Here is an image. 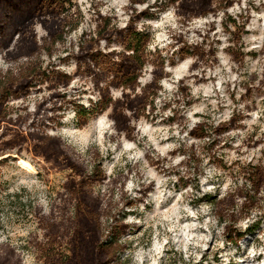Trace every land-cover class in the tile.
<instances>
[{
  "label": "clouds",
  "instance_id": "clouds-1",
  "mask_svg": "<svg viewBox=\"0 0 264 264\" xmlns=\"http://www.w3.org/2000/svg\"><path fill=\"white\" fill-rule=\"evenodd\" d=\"M76 2L84 15L73 34L75 37L85 31L91 34L98 30L95 22L97 11L105 17L114 18L113 26L125 33L134 14L133 9L136 13L145 10L158 12L159 21L139 20L135 28L153 33L154 38L147 45L148 51L154 59L162 58L165 62L162 66L146 62L138 69L136 94L142 95L143 89L152 84L163 86L164 91L155 98L160 119L153 121L141 116L138 121L132 120L135 128L132 139L126 138V133L118 132L117 121L111 118L110 112L94 113V109L105 95L114 102L124 101L128 90L113 85L114 73L105 76L95 62L78 59L81 55L78 48L65 45L69 51L61 50L59 55L68 59L69 66L58 64L57 70L73 78L68 87L56 89L68 97L60 105V110L48 112L49 104L41 118L35 117L37 102L50 95L47 91L42 96L33 95L27 101L13 104L17 108H27V112L20 115L31 114L37 119L36 126L28 131L43 137L45 142H57L74 163L86 170L99 163L107 177L105 189L115 181L111 206L104 207L109 213L116 211L124 214L120 224L126 227V234L121 237V243L132 242V247L125 251L123 257L130 264H171L172 261L175 264H264V223L255 234L248 231L252 224L264 217V208L257 205L249 211H242L244 200L238 195V190L244 187L246 181L238 174V168L233 167L237 160L255 162L253 157H260L264 144L250 151L245 149L246 154L242 157L235 151L227 153L224 158V164L228 165L226 170L203 149L214 136L204 139L190 136L201 125L219 128L229 123L237 113L252 119L239 121L247 125V131L225 134L236 137L234 148L241 147L242 139L253 130V125H259L261 133H264V123H261L264 95H259L256 110L251 112L246 110L250 102L242 100L246 92L244 85L251 83L253 76L256 77V87H260V80H264V0H235L233 6L226 10L248 33L241 36L238 44L232 42L231 34L225 33L222 27L225 11L215 16L209 13L207 17L194 18L185 27L181 23L184 17L178 14L176 7H169L163 12L150 8L157 4V0H146L144 3H134L133 0ZM93 5L96 7L93 8ZM212 7H216L215 3ZM213 22L215 32L211 35L213 40L220 41L215 45L212 57L215 62L193 70L198 58L176 55L180 48L176 38L182 34L188 37L193 29L207 33ZM229 28L235 31L232 25ZM35 32L38 45L42 43V38L50 39L49 31L40 24L35 26ZM117 39L113 36V40ZM200 40L193 34L189 43ZM16 41H19V35ZM238 46L243 54L240 60L227 51ZM99 49L108 53L135 55L134 51H126L122 44H109L107 40H100ZM158 50L161 55H158ZM18 53L16 42L12 48L0 51V76L11 74L18 77L37 62L48 60L46 55L38 53ZM253 53L255 56L251 55ZM52 60L58 61L57 55H53ZM114 62L119 64L123 61L117 57ZM82 64L86 73L83 77L78 75ZM157 72L162 73V77H157ZM182 87L187 88V97L180 92ZM261 91L264 92V88ZM186 100L191 103H186ZM167 103H171V108L162 111ZM81 109L87 114L82 115ZM122 111L124 115L132 116L126 107ZM171 116H178L177 123L161 124L163 118ZM12 118L16 119L17 114L14 113ZM102 120L105 122L103 128L100 127ZM193 145H196L195 155L199 160L194 166L191 163ZM13 168L12 175L16 179L11 191L26 190L25 202L31 200L41 218L52 219L59 201L38 178L39 168L23 160H18ZM182 179L189 183L185 185ZM261 195L264 196V189ZM205 196L218 197V203L213 206L203 201ZM233 200L235 207L231 204ZM106 226L107 220L102 218V227ZM136 229L142 231L131 235ZM7 241L8 236L0 232V245Z\"/></svg>",
  "mask_w": 264,
  "mask_h": 264
},
{
  "label": "rangeland",
  "instance_id": "rangeland-1",
  "mask_svg": "<svg viewBox=\"0 0 264 264\" xmlns=\"http://www.w3.org/2000/svg\"><path fill=\"white\" fill-rule=\"evenodd\" d=\"M157 0L156 5L151 7L157 8L159 12L167 10L169 7H176L178 14L184 17L181 23L185 27L194 18L207 17L209 13L214 16L225 11V19L221 21L225 33H230L232 42L240 41L242 35L248 33L244 30L243 25L238 24L236 19L227 14V9L232 7L235 0ZM134 3H144L146 0H133ZM215 3L216 7H212ZM40 7V2L35 3L27 1L23 4L21 10L10 12L5 33L8 34L9 29L13 31L10 34L7 49L14 46V42L19 46V54L32 55L38 53L46 55L47 61H39L29 67L27 71L21 72L18 77L0 76V232H4L8 236V241L4 245H0V264H62L67 260L71 264H130V261L124 259L126 250L132 247V242L121 243V237L126 234V227L120 224L123 213L113 211L109 213L104 207L111 206V196L115 191V181L112 185L105 189V180L107 177L101 170L99 163L95 164L91 170L73 162V159L65 154L55 141L45 142L44 138L28 131L34 128L37 119L31 114L20 115L26 113V107H14V102L27 101L29 97L42 96L47 91L49 96L43 97L37 102L36 118H41L47 107L48 112L60 110L68 97L60 93L59 96H51L53 92H58L59 87H68L70 77L63 71H58L59 65L69 66L68 59L60 56L61 50L68 52L70 47L78 48L80 53H84L83 61L91 60L95 62L97 67L102 68L104 75L109 73L115 74L113 85L123 87L128 91L124 94V101H113L109 96L105 95L104 100L96 105L95 112L107 111L111 113V118L117 121V131L126 133V138L132 139V133L135 128L131 121H138L141 116L148 120L160 119L155 107V98H158L160 92L164 91L163 86L152 84L143 89V94H136L137 77L140 74L138 69L143 67L146 62H151L162 66L164 60L154 59L153 55L148 51L147 45L153 40V33L150 30L137 31L135 24L139 20L159 21L158 12L146 10V12L136 13L133 9L130 25L125 32L113 26L112 17H105L96 12L95 22L97 23V31L88 33L85 31L81 36L75 37L73 34L83 20V11L80 9L76 0H71L70 4H64L60 10L58 4L52 0H44ZM54 5V6H53ZM52 7V8H51ZM96 5H93L95 8ZM67 9V10H65ZM73 9L76 11L73 12ZM10 8H7L9 11ZM43 11V12H42ZM35 14V16H34ZM38 18L31 26L26 24L28 17ZM48 19H46V18ZM55 19V21H53ZM243 19V17H242ZM21 21V23H19ZM6 22V21H4ZM40 24L49 31V38H42V43L37 44L35 26ZM232 25V28H229ZM2 26V25H1ZM18 26V29H16ZM139 32L142 36H146L145 41L141 44L143 49V57L140 63L127 59L124 52L108 53L99 49L100 40H107L109 44L120 43L124 46L128 44V34L131 32ZM215 32V23L213 22L207 33H201L198 29L189 32L188 37L183 34L176 38L180 48L176 55L183 57H197V64L193 65L196 70L201 65L207 66L214 63L212 57L215 55V45L219 44V40H213L211 35ZM201 38L200 42L189 43L192 35ZM19 35V41L16 37ZM113 36L118 37L113 40ZM229 51L236 60H240L242 52L239 46L230 48ZM11 55V53H8ZM53 55H57L58 61H53ZM158 55H161L158 50ZM255 56V54H251ZM119 58L122 63H115L114 58ZM131 57V56H130ZM64 59V60H63ZM174 63V62H173ZM91 72V68H89ZM78 75L83 77L84 65H80ZM157 77H162V73L157 72ZM135 77V79H133ZM100 77H97L99 79ZM134 81V82H132ZM198 82H203L198 80ZM256 77H252L251 83L245 84V95L242 100L249 101L246 110L251 112L256 110L259 95H264L261 91L264 88V80H260V87L255 86ZM180 92L187 97L188 90L185 87ZM133 97H135L133 99ZM233 99L235 95L233 94ZM180 103L179 100L176 101ZM186 103H191L187 101ZM127 108L132 116L123 114L122 109ZM171 108V103H167L163 110ZM175 111V110H173ZM82 115L87 113L81 109ZM17 114V118L13 119L12 115ZM179 119H183L179 117ZM244 119H252L242 113H237L232 120L221 127L212 129L210 126L201 125L190 136L196 139H204L214 136L210 144L203 146L206 153L211 154L212 158L226 170L228 165L224 164V158L230 151H235L237 155L244 156L245 149L252 150L264 144V133H261L259 125H253V130L241 141L240 148H234L236 137L225 135L229 132H245L247 125L239 123ZM178 116L165 117L161 120L162 125H172L177 123ZM261 123H264V117H261ZM105 122L100 121V127L103 128ZM205 135V136H202ZM259 137V138H257ZM163 143V142H161ZM58 149V150H57ZM196 145L192 146V165L199 163L195 155ZM222 153L223 155H217ZM18 160L26 163H34L39 168L38 178L43 181L50 193L55 194V198L59 201L54 217L52 219L41 218L35 210L31 200L25 202L23 199L26 190L23 188L19 192H13L16 177L12 175L14 171L13 165ZM255 162H242L237 160L233 167L238 168V174L242 175L246 184L242 189L238 190V195L244 200L241 206L242 211H249L260 205L264 208V196L261 195L264 189V149H261L259 158L253 157ZM158 164L159 161H156ZM11 177L10 179L6 177ZM185 185L189 181H181ZM99 195L103 198L101 205L103 209L96 205ZM203 201L215 206L218 203V197L205 196ZM203 201H196L201 203ZM222 203V202H221ZM235 207V201L231 202ZM102 218H106L107 226L102 227ZM223 220V217H222ZM264 223V217H261L255 224L248 229L249 233L255 234ZM112 233L107 235L110 230ZM142 229H136L131 235H137ZM10 232L12 234H10ZM27 232V235L23 233ZM112 234L111 237H109ZM147 234H145V237ZM231 239V236H229ZM57 254L58 261H49L46 255ZM53 259V258H51ZM101 259V263L99 260ZM204 260H207L205 255ZM171 264H175L172 261Z\"/></svg>",
  "mask_w": 264,
  "mask_h": 264
},
{
  "label": "trees",
  "instance_id": "trees-1",
  "mask_svg": "<svg viewBox=\"0 0 264 264\" xmlns=\"http://www.w3.org/2000/svg\"><path fill=\"white\" fill-rule=\"evenodd\" d=\"M27 1H29V2L34 1L35 3L40 2V7L41 6L44 7V4L42 5V2L44 0H0V51L6 50V47L8 45V41H10V34L13 32V31H11L12 29H9L8 34L5 33L6 27L9 28V24H7V22H8L7 20L9 19L10 12H17V11L21 10L23 4L26 3ZM52 1H53V3L58 4V8H60V10L63 8L64 4H67V3L70 4V2H71V0H52ZM227 2L231 3L230 0H227ZM8 7L10 8L9 11H7ZM65 10H67V9H65ZM143 12H146V10ZM34 16H35V14H34ZM34 16L28 17V19H27L28 22L26 23V24H28V26H31L33 24V22H35L34 19L40 18V17L33 18ZM46 19H48V18H46ZM4 21H6V22H4ZM53 21H55V19H53ZM19 23H21V21ZM16 27H17L16 29H18V26H16ZM145 39H146V36H142L141 33L136 32V31L128 34V39H127L128 44L126 45V49L128 51H134L135 55L131 56V57L127 56V59H130V60H133L135 62L140 63V61L144 55L141 44L145 41ZM64 59L67 60L66 58H64ZM78 59L83 61L84 53H81V55L78 57ZM133 79H135V77ZM132 82H134V81H132ZM59 94H60L59 92H53L51 94V96L52 97L53 96H59ZM202 136H205V135H202ZM102 200H103V198L99 195V198L97 199L96 205L98 206V204H99V207H101L103 209V206L101 205ZM110 233H112L111 228L107 232V235H109ZM111 236H112V234L109 237H111ZM47 256H48V258H50L49 261H51V262H53V260L58 261L57 254L46 255V257ZM51 258H53V259H51ZM99 263H101V259L99 260ZM62 264H71V263H69V262L67 263V260H65L62 262Z\"/></svg>",
  "mask_w": 264,
  "mask_h": 264
}]
</instances>
